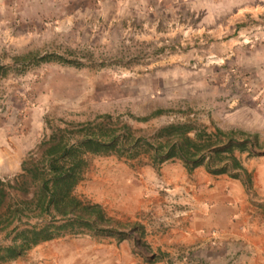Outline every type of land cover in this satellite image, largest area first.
Here are the masks:
<instances>
[{
    "label": "rangeland",
    "instance_id": "1",
    "mask_svg": "<svg viewBox=\"0 0 264 264\" xmlns=\"http://www.w3.org/2000/svg\"><path fill=\"white\" fill-rule=\"evenodd\" d=\"M47 53L74 63L39 61ZM0 67V130L38 138L24 158L102 114L146 135L173 122L241 129L264 148V0H0ZM99 156L133 160L85 155Z\"/></svg>",
    "mask_w": 264,
    "mask_h": 264
},
{
    "label": "crops",
    "instance_id": "2",
    "mask_svg": "<svg viewBox=\"0 0 264 264\" xmlns=\"http://www.w3.org/2000/svg\"><path fill=\"white\" fill-rule=\"evenodd\" d=\"M34 133L1 128L0 177L21 170ZM243 157L250 183L203 166L188 172L179 161L155 167L148 158L99 156L88 163L85 194L113 219L143 226V240L162 253L152 262L132 253L130 239L64 235L0 264H264V154Z\"/></svg>",
    "mask_w": 264,
    "mask_h": 264
},
{
    "label": "trees",
    "instance_id": "3",
    "mask_svg": "<svg viewBox=\"0 0 264 264\" xmlns=\"http://www.w3.org/2000/svg\"><path fill=\"white\" fill-rule=\"evenodd\" d=\"M74 63L59 54L47 53L39 61ZM1 74V67H0ZM162 110H155L138 120H148ZM78 124L79 133L68 139L67 129H58L43 139L39 156L24 158L21 171L12 178L0 177V232L10 242L0 246V261L15 260L41 241L70 235L115 236L130 239L131 251L145 261L162 256L143 240L140 224H124L108 216L99 203L85 201L74 189L88 166L86 154L134 159L140 156L158 167L179 161L188 172L203 166L212 174L244 178L250 173L243 156L264 154L256 133L236 128L208 130L189 122L163 125L149 135L137 134L129 125L114 126L111 115L102 114Z\"/></svg>",
    "mask_w": 264,
    "mask_h": 264
},
{
    "label": "built area",
    "instance_id": "4",
    "mask_svg": "<svg viewBox=\"0 0 264 264\" xmlns=\"http://www.w3.org/2000/svg\"><path fill=\"white\" fill-rule=\"evenodd\" d=\"M188 252H185L182 256H181V259H183V260H188Z\"/></svg>",
    "mask_w": 264,
    "mask_h": 264
}]
</instances>
